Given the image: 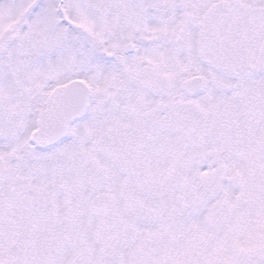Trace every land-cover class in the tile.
Segmentation results:
<instances>
[{"label": "snow or ice", "instance_id": "1", "mask_svg": "<svg viewBox=\"0 0 264 264\" xmlns=\"http://www.w3.org/2000/svg\"><path fill=\"white\" fill-rule=\"evenodd\" d=\"M0 264H264V0H0Z\"/></svg>", "mask_w": 264, "mask_h": 264}]
</instances>
